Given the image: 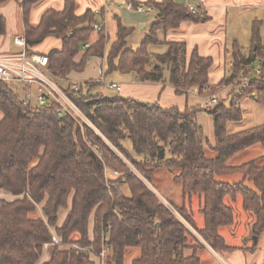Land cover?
Instances as JSON below:
<instances>
[{
  "label": "trees",
  "instance_id": "obj_1",
  "mask_svg": "<svg viewBox=\"0 0 264 264\" xmlns=\"http://www.w3.org/2000/svg\"><path fill=\"white\" fill-rule=\"evenodd\" d=\"M7 1L0 0V4ZM15 1L23 5L30 47L47 38L62 41L60 50L47 55L49 71L60 80L82 72L90 58L104 57L106 75L135 74L143 83L169 84L177 95L197 88L205 97L237 80L255 77L256 62L263 64L259 78L251 80L249 88L241 90L229 105L219 101L205 109L197 106L180 111L120 95H94V82L82 84L79 92L68 87L66 92L91 125L71 116L60 117L55 103L44 108L25 105L8 83L0 82V192L17 197L12 202L0 200V264H38L54 235L61 245L52 246L51 259L44 264H97L92 255L100 253L103 236L110 248L106 264H125L133 248H140L141 254L132 264H202L198 251L205 246L152 190L160 192L157 178L161 170L179 171L173 180L182 186L184 198L202 197L203 229L196 227L185 208L178 211L216 252L231 250L220 234L222 228L235 225V209L225 203L227 197L234 201L242 197L243 210L255 218L254 237L264 234V166L257 160L239 167L229 165L236 155L264 146V125L228 132L229 123L243 120L244 99L254 97L264 105L262 24L253 26L251 48L235 45L226 51L231 58L230 74L212 86V58L201 57L197 50L188 58L185 44L159 39L160 32L178 29L185 22L209 21L203 9L192 12L175 0L150 2L146 6L156 10L157 22L138 49L128 44L134 29L118 19L111 46L107 49L109 35L104 28L98 43L77 62L81 46L95 33L94 12L78 17L76 1L67 0L62 12L47 11L34 27L29 24L30 11L41 0ZM127 1L141 5L137 0ZM6 30V18L0 13V36ZM163 44L168 48L164 54L151 52ZM202 112L214 119L215 146L198 123ZM235 174L242 175V181L219 179ZM62 210L69 212L58 226ZM92 217L93 238L89 232ZM187 250L193 253L186 256Z\"/></svg>",
  "mask_w": 264,
  "mask_h": 264
},
{
  "label": "crops",
  "instance_id": "obj_2",
  "mask_svg": "<svg viewBox=\"0 0 264 264\" xmlns=\"http://www.w3.org/2000/svg\"><path fill=\"white\" fill-rule=\"evenodd\" d=\"M75 1L77 4L76 15L78 17L85 15L88 11L94 12L98 9L103 10L102 17H96L95 20L96 23H102L105 21L104 28L106 31L108 30L111 21L116 22V26L118 27V19L125 27L134 30L136 26L141 25L142 29L145 30V33L140 42L144 41L152 25L157 22V13L146 15L131 12L126 9H116L115 6H123L127 4L129 2L127 0ZM66 2L67 0L39 1L30 11L29 24L34 27L38 26L43 15L47 11L54 10L62 12L65 8ZM137 2L146 6V4L150 2L161 3L163 0H137ZM175 2L187 6L199 4V0H175ZM106 6H110L107 11H105ZM203 11L206 12L209 21L199 24L185 22L178 29L170 30L168 32H160L159 39L162 43L177 42L185 44L188 58L192 56L195 50L198 51V54L201 57L212 58L214 64L209 72V83L212 86H218L230 74L231 58L226 56V51L232 50L235 45L245 50L251 48L252 30L256 23L262 24L261 39L264 44V0H205ZM0 13L7 21L6 34L0 36V53H8L13 49H16V46L14 45L15 38L23 34L26 35L23 5L15 0L4 2L0 4ZM98 41L99 33L95 32L92 35L90 42L81 46V55L78 57L77 62H79L84 53L97 44ZM160 46L168 49L164 44ZM61 48L62 41L56 38H47L40 45L30 47L32 52L46 56L51 51L60 50ZM151 49H153V47ZM94 61H100L103 69L105 62L104 57H92L89 59L87 65H91ZM75 73L76 71L72 72L68 79L64 81L62 85L65 88H68L70 83L77 82L72 79V76ZM120 81V85L122 86L121 95L125 98H133L146 103H157L163 108H178L180 111H185L187 107L197 106H202V108L205 109V97H197L193 94L177 95L175 89L169 84L143 83L139 81L135 74H122ZM87 82H94V79L85 81V83ZM221 93L223 103L229 105L234 92L230 89H223ZM100 94L105 96L104 91ZM241 107L243 111V120L241 122L229 123L228 132L230 134L264 125V105L259 104L256 99L248 97L244 99ZM200 114L207 113L202 112ZM249 121L252 122L253 125L233 133L232 130L235 125L244 126L245 123H248ZM209 142L211 146H215V142ZM211 154V157L216 156L214 153ZM256 160L260 166H264V146L256 145L236 155L229 161V165L231 167H239ZM178 173H175L174 177L178 175ZM242 179L243 177L240 174L222 177V181L226 183H238L242 181ZM248 184L252 186V183ZM180 190L183 200L187 199L186 202L183 201L182 208H185L188 211L195 224H197L196 219L198 218L199 225L197 224V226H199V229H203L205 226V219L204 216L202 218L201 215L202 207L200 198L197 196H188L187 198H184L182 188ZM16 199L17 197L10 193L4 191L0 192V200L12 202ZM228 203L231 207L241 206V208H243V198L241 199L238 197L235 201L229 198ZM68 212L69 210L60 211L58 226H61L65 222ZM254 222L255 218L253 214L245 212L240 214L237 224L235 222L233 227H225L220 230V234L224 237L227 245L231 248V250L225 251L231 264H264V234L261 235L259 239L254 237L252 233ZM93 230L94 218L92 217L89 224L91 238H93ZM213 251L206 247L205 249L198 251L202 264H222L220 261V258L222 257L218 252L214 251L217 253L216 255ZM192 253V250H187L186 256H189ZM51 256L52 250H50V248L44 250L43 256L38 264H44L50 261ZM224 264L227 263L224 261Z\"/></svg>",
  "mask_w": 264,
  "mask_h": 264
},
{
  "label": "built area",
  "instance_id": "obj_3",
  "mask_svg": "<svg viewBox=\"0 0 264 264\" xmlns=\"http://www.w3.org/2000/svg\"><path fill=\"white\" fill-rule=\"evenodd\" d=\"M205 4V0H199L198 5L188 6L192 12H196L198 10H202ZM116 9H126L131 12H135L138 14H155L156 10L151 6L138 5L135 6L133 3L128 2L123 6H115ZM110 6L105 7V11H107ZM103 10L98 9L94 11L95 17L101 18L103 15ZM105 21L102 23H96L94 25V30L97 33H100L104 29ZM14 45L19 50L17 52H8V53H0V82L4 83H17L24 85V95L22 96L25 105H35L39 108H44L49 106L51 103H55L57 105V114L60 117L63 116H71L75 118L79 122H85L88 125H91L88 118L82 113V111L78 108L74 100L71 96L66 92L67 88H65L62 84L65 80H60L55 77L48 69L49 60L46 55L32 52L30 46L27 42L26 35L17 36L14 40ZM263 64V61L258 62V66L256 67V75L251 78H242L237 80L236 82L219 88L216 92L212 94H208L206 97L205 108H213L219 103V94L223 89H230L231 91H238L248 89L250 86L251 80L255 78H259L261 70L260 66ZM99 83L104 84L107 83L104 78H101ZM82 83H70L69 87H71L74 92H79L81 89ZM108 87L111 90H116L117 92L122 91V86L118 83H107ZM188 94H193L195 96H203L199 89H191ZM170 209L173 210V207L170 203L165 201ZM197 234L196 237L198 240L210 250L213 249L210 245L195 231ZM107 238L103 236L102 249L100 253L93 254L92 258L96 261L97 264H106L107 255L110 252L109 246L106 244ZM61 245V239L54 235L52 238L51 244H46L44 249L47 250L52 246ZM214 252V251H213ZM215 253V252H214ZM217 255V253H215ZM219 257V256H218ZM220 258V257H219ZM221 263L224 264L222 258Z\"/></svg>",
  "mask_w": 264,
  "mask_h": 264
},
{
  "label": "rangeland",
  "instance_id": "obj_4",
  "mask_svg": "<svg viewBox=\"0 0 264 264\" xmlns=\"http://www.w3.org/2000/svg\"><path fill=\"white\" fill-rule=\"evenodd\" d=\"M150 15H152V14H150ZM116 31H117L116 22L111 21L109 24L108 30H107V34L109 35V42L107 45V49L111 46L112 42L116 39ZM144 33H145V30L142 29L141 25H138L135 27V30H134L132 36L128 39V44L132 49H138L140 47V45L142 43L140 41H142V36ZM166 50L167 49H165L163 46H160V47H153V49H151V52L154 54H164L166 52ZM17 51H19V50L16 48L10 52H17ZM255 65L257 67L258 62H256ZM106 73H107V70H106L105 62H104V67L102 69L101 62L100 61H94L91 65H87V67L84 69V71L76 72L72 76V79H74V81H77L80 83H85V81H88L89 79H94V83H96V85L92 89V91H93L92 94H94V95L100 94L102 91H104L106 97H114V96H119V95L122 96L121 92H117L116 90H111L107 85V83H118V84H120L121 83L120 77L122 76V74L119 72H116V73L106 75ZM101 78H104L107 83H104V84L99 83ZM9 86L19 96L24 95V89H25L24 85L17 84V83H9ZM233 92H234V95L232 97L239 95L241 93V90H238V91L233 90ZM101 95H103V94H101ZM197 97H199V96H197ZM251 98H254V97H251ZM219 101H223L222 100V93L219 94ZM198 123L204 128V131H205V134H206V137L208 138V140L215 142L213 117L209 114H199L198 115ZM251 125H253V124L250 121L248 123H245L244 126L235 125L234 129L232 131H233V133L238 132V131H241L242 129H246V128L250 127ZM127 147L130 151H132V144L130 141H127ZM116 152L118 153L117 150H116ZM208 155L212 156L211 152H208ZM174 172L177 174L179 171L174 170ZM174 172H169L166 170H161L159 172L157 182L159 183L158 185L160 186V192L157 191L156 189H154L151 185H149V184L148 185L150 186L151 189L153 188L152 190L154 191L156 196L159 198V200L196 236L197 235L195 233L196 230L189 224V222L178 211L179 209L182 208L183 201L186 202L187 199L183 200V197L181 195V190H180L182 188V186L179 184H176L173 180L174 175H175ZM219 179L222 180V177ZM193 196H197L200 198L201 207H202V204H203L202 197L199 195H193ZM229 198L230 197H227L225 200V203L227 205L229 204L228 203ZM239 198L242 199V197H239ZM165 201L170 203L172 207L174 206L173 210H175V212L170 209V206H168ZM175 207H177V209ZM234 209H235V215H236L235 222L237 224L239 217H240V214L245 213V211L243 210V208H241V206L240 207L235 206ZM39 214L42 215L41 211H39ZM202 218H203V215H202ZM196 220H197L196 223L199 225V222H198L199 219L197 218ZM197 224H196V227L198 228L199 226H197ZM227 228H229V227H227ZM238 228H239V226H238ZM221 233H222V231H221ZM206 248H208V247H206ZM50 250H52V247L50 248ZM218 253L224 259V261L227 264H231V262L228 259L225 251H221V252L219 251ZM140 254H141L140 248H133V249L129 250L128 253L126 254V257H125V264H132L133 260L136 257H138Z\"/></svg>",
  "mask_w": 264,
  "mask_h": 264
},
{
  "label": "water",
  "instance_id": "obj_5",
  "mask_svg": "<svg viewBox=\"0 0 264 264\" xmlns=\"http://www.w3.org/2000/svg\"><path fill=\"white\" fill-rule=\"evenodd\" d=\"M158 226H159V224H158Z\"/></svg>",
  "mask_w": 264,
  "mask_h": 264
}]
</instances>
